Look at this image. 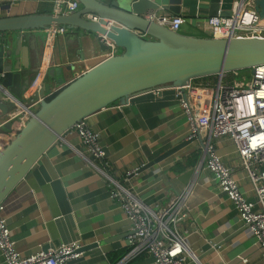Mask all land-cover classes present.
I'll list each match as a JSON object with an SVG mask.
<instances>
[{
	"label": "crops",
	"instance_id": "0c3cea01",
	"mask_svg": "<svg viewBox=\"0 0 264 264\" xmlns=\"http://www.w3.org/2000/svg\"><path fill=\"white\" fill-rule=\"evenodd\" d=\"M153 1L160 5L158 12L185 18L182 33L211 36L207 23L210 0H183L178 14L171 11L169 0ZM65 12L66 6L58 5L57 0H0V17ZM13 36L22 39L25 52L22 85L28 75L36 74L40 63L26 95L46 87V76L55 70L46 96L52 94L100 63L110 52L102 49L98 37L78 29L58 33L50 42L46 29L16 31ZM86 122L99 133L104 160L111 164L113 175L155 210L191 188L188 215L177 227L187 236L198 260L190 259L186 264H264L263 249L241 221L234 202L203 163L204 137L132 177H124L126 171L143 167L188 140L187 117L174 88L135 95L120 108L117 103L109 105L88 116ZM0 133L7 137L11 131L0 127ZM213 142L225 163L235 169L241 189L255 200L251 180L233 140L224 136L214 138ZM83 150L78 132L70 129L4 201L18 250L30 255L77 241L83 254L70 264H155L148 253L126 257L131 222L120 202L111 197L106 178L79 154ZM0 264H5L1 250Z\"/></svg>",
	"mask_w": 264,
	"mask_h": 264
},
{
	"label": "water",
	"instance_id": "95a60500",
	"mask_svg": "<svg viewBox=\"0 0 264 264\" xmlns=\"http://www.w3.org/2000/svg\"><path fill=\"white\" fill-rule=\"evenodd\" d=\"M81 8L72 13L29 14L0 17V80L24 109L41 98L39 106L25 125L0 148V204L28 176L46 151L77 123L115 103L126 104L135 95L154 89L183 88L192 80L220 76L224 73L252 69L264 63V37H201L175 31L145 15L160 8L153 0H79ZM235 0H210L209 16H230ZM183 0H169L170 9L178 14ZM256 10L264 19V0H255ZM96 13L100 22L84 17ZM78 29L98 37L102 49L111 50L100 37L106 35L116 45L117 53L46 97L49 80L28 94L39 72L27 76L21 84L25 65L22 39L13 33L46 29L50 25ZM109 26V28H108ZM60 80V79H59ZM61 82V81H60ZM0 90V119L19 110L5 100ZM28 96V97H26ZM21 106V107H22ZM2 128L15 129L13 121ZM197 139L201 140V136ZM193 140L183 141L139 169L143 171L172 156ZM205 147V144H203Z\"/></svg>",
	"mask_w": 264,
	"mask_h": 264
},
{
	"label": "built area",
	"instance_id": "2783aa9c",
	"mask_svg": "<svg viewBox=\"0 0 264 264\" xmlns=\"http://www.w3.org/2000/svg\"><path fill=\"white\" fill-rule=\"evenodd\" d=\"M57 2L58 5L66 6L65 13L81 8L79 0ZM145 16L175 31L180 30L185 22L181 15L164 14L157 10H150ZM84 17L93 22L101 20L96 13H85ZM262 20L256 10L255 0H235L230 16H209L207 23L211 28V36L228 39L264 37ZM67 30L65 26L50 25L46 28L47 40L50 42L58 33ZM100 37L111 48L108 56L117 53L112 39L101 34ZM237 75L238 72H230L213 76L217 79H195L183 88L174 89L187 117V139H197L198 136L206 139L203 163L216 177L220 189L234 202L241 221L247 225L256 243L264 251V63L256 65L250 77L243 75L237 79ZM164 89L160 87L149 92L160 93ZM0 90L6 94L4 99L13 101L19 109L0 119V127L7 121L14 122L15 129L8 134L10 137L33 115L41 98L33 100L29 108L22 109L21 103L11 96L1 80ZM131 99L126 104L117 103V107L128 105ZM73 129L78 132L84 145V150L79 151V154L91 168L106 178L111 197L120 202L131 222L130 250L126 257L148 253L154 258L155 264H186L190 259L197 261L198 256L187 243V236L177 227L188 215L187 199L191 188L187 187L172 197L166 206L155 210L113 175L111 164L104 160L105 149L100 135L89 126L86 119L77 123ZM224 136L232 139L237 147L242 167L251 180L255 200H251L241 189L240 182L234 176L235 169L225 163L215 150L213 139ZM7 141L8 137L0 133V148ZM140 168L126 171L124 177H132ZM5 208V202L0 204V250L5 264H70L71 260L83 254L82 245L75 241L24 255L18 250L12 236Z\"/></svg>",
	"mask_w": 264,
	"mask_h": 264
},
{
	"label": "rangeland",
	"instance_id": "374dc122",
	"mask_svg": "<svg viewBox=\"0 0 264 264\" xmlns=\"http://www.w3.org/2000/svg\"><path fill=\"white\" fill-rule=\"evenodd\" d=\"M252 73V69H244V70H240L238 71V77L237 79H241L243 75H246L247 77H250ZM213 79H217L216 77H214ZM212 79V80H213Z\"/></svg>",
	"mask_w": 264,
	"mask_h": 264
},
{
	"label": "trees",
	"instance_id": "16d2710c",
	"mask_svg": "<svg viewBox=\"0 0 264 264\" xmlns=\"http://www.w3.org/2000/svg\"><path fill=\"white\" fill-rule=\"evenodd\" d=\"M209 78H213V76H211V77L200 78V79H197V81L204 80V79H209Z\"/></svg>",
	"mask_w": 264,
	"mask_h": 264
},
{
	"label": "bare ground",
	"instance_id": "6f19581e",
	"mask_svg": "<svg viewBox=\"0 0 264 264\" xmlns=\"http://www.w3.org/2000/svg\"><path fill=\"white\" fill-rule=\"evenodd\" d=\"M262 23L264 24V19L262 20ZM22 106V105H21ZM24 107L22 106V109H23Z\"/></svg>",
	"mask_w": 264,
	"mask_h": 264
}]
</instances>
